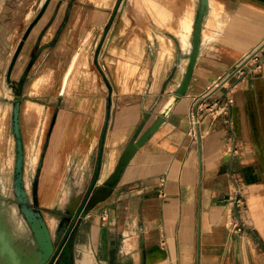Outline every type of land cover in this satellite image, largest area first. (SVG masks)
I'll return each mask as SVG.
<instances>
[{
	"label": "crops",
	"instance_id": "1",
	"mask_svg": "<svg viewBox=\"0 0 264 264\" xmlns=\"http://www.w3.org/2000/svg\"><path fill=\"white\" fill-rule=\"evenodd\" d=\"M112 1L50 0L12 68V81L25 74L20 124L35 203L50 226L99 162L97 183L109 178L145 113L140 134L174 96L187 64L199 0H157L160 26L129 13L145 7L131 0L119 32ZM40 6L0 0V79L8 86ZM257 46L264 57V0H210L186 93L83 218L77 264H264V70L247 55ZM229 87L234 102L225 111Z\"/></svg>",
	"mask_w": 264,
	"mask_h": 264
},
{
	"label": "water",
	"instance_id": "2",
	"mask_svg": "<svg viewBox=\"0 0 264 264\" xmlns=\"http://www.w3.org/2000/svg\"><path fill=\"white\" fill-rule=\"evenodd\" d=\"M49 2L50 0H41L38 14L28 26L17 46L6 73V79L9 83L13 82L11 78L12 68L28 32ZM209 7L210 0H199L193 35L187 48V64L184 68L182 80L176 86L175 94L168 102L167 106L157 116L154 122L140 134L146 120L151 114V112L145 113L144 120L125 146L109 178L102 184L97 183L100 174L99 162L97 172L91 184L86 190L79 192L75 198L69 202L65 210V215L53 219L54 222L52 226H50L46 220L42 209L35 203L34 189L31 194L26 184V154L20 124L22 87L25 74L21 76L16 86V93L14 95L11 110V130L15 136L16 142L12 181L14 196L8 193L5 181L0 177V264H52L61 248H63V256L65 259H72L75 255L78 229L83 218L92 208L114 190V186L119 180L122 171L126 164L129 163L138 147L141 146L150 134H152L166 119L165 115L170 111L176 99L180 95L186 93L192 80L194 66L201 51L202 27L209 13ZM81 49L82 46L79 48L76 56ZM29 171L31 182L34 184L37 176L34 174L33 165L29 167ZM13 200L16 202V205L13 203ZM14 217L17 218V222L22 228L21 231L14 230L17 223Z\"/></svg>",
	"mask_w": 264,
	"mask_h": 264
},
{
	"label": "rangeland",
	"instance_id": "3",
	"mask_svg": "<svg viewBox=\"0 0 264 264\" xmlns=\"http://www.w3.org/2000/svg\"><path fill=\"white\" fill-rule=\"evenodd\" d=\"M130 1L131 0L112 1L114 2L113 6L115 7L114 9L115 12L114 10L112 11L111 17H115L117 19L116 21L117 32L120 31L121 29L120 27L123 26L124 24V16L126 12L125 6L126 4L130 5ZM137 1L142 2L143 6L145 7L141 8L138 7L137 4H135L137 7L136 9L133 8L132 10L129 9L127 11L129 13L133 11L136 14V16H139L141 14L148 20L149 23L153 22L158 26H160V9L157 7L158 5L157 0H137ZM108 11L111 12V10H107V12ZM108 22L106 23V25L104 24L101 27L100 32L102 34H104L109 28ZM88 40L87 39L85 40V42L82 45V49L88 48V43H89ZM134 43L138 44L139 42H134ZM100 44H101V49L103 50L104 47L103 45L105 44L103 39L100 41ZM106 44H108V42ZM97 48H98V43H97ZM18 82L19 81H13L12 84L10 83V85L8 86L4 77L1 76L0 79V177H2V179L5 181L7 191L11 196H14L12 181L14 174L15 154H16L15 136L11 130V110H12V103L14 101V95L16 93V86ZM30 153H31L30 150H28L27 151L28 157L31 155ZM34 157L36 159L37 154H34ZM10 161L12 163H10ZM29 162H30V158H28L27 160L28 165L26 168V184L28 185L29 191L33 193V184L31 182L30 173H29L30 172L29 167L32 165H30ZM31 186L32 188H29ZM13 203L16 205V202L14 200Z\"/></svg>",
	"mask_w": 264,
	"mask_h": 264
},
{
	"label": "built area",
	"instance_id": "4",
	"mask_svg": "<svg viewBox=\"0 0 264 264\" xmlns=\"http://www.w3.org/2000/svg\"><path fill=\"white\" fill-rule=\"evenodd\" d=\"M262 48V46H257L254 49H252L247 55L250 57H256V65L261 69L264 70V57L263 56H259V50ZM247 57V56H246ZM233 87H229V91H228V96H227V101L224 105V110H228V106L234 102V96L232 95L233 92ZM197 124H199V117L197 115L196 112H192V120H191V126L189 129V132L193 135V136H198V130H197ZM236 153V147L232 148L231 151L229 152V154H235ZM237 194H240V188L237 187L235 193H234V197L236 199H239V196H237ZM230 197H233L230 196ZM234 198V199H235ZM235 199V200H236ZM238 202V201H237ZM234 226L236 227L237 230H241L242 226L241 224L237 221L234 222Z\"/></svg>",
	"mask_w": 264,
	"mask_h": 264
},
{
	"label": "flooded vegetation",
	"instance_id": "5",
	"mask_svg": "<svg viewBox=\"0 0 264 264\" xmlns=\"http://www.w3.org/2000/svg\"><path fill=\"white\" fill-rule=\"evenodd\" d=\"M52 264H77L75 255L72 257L71 260H66L63 256V248L58 252L56 258L54 259Z\"/></svg>",
	"mask_w": 264,
	"mask_h": 264
},
{
	"label": "bare ground",
	"instance_id": "6",
	"mask_svg": "<svg viewBox=\"0 0 264 264\" xmlns=\"http://www.w3.org/2000/svg\"><path fill=\"white\" fill-rule=\"evenodd\" d=\"M169 15H170V14H169ZM169 15H168V16H169ZM170 19H171V18H170ZM189 43H190V42H189ZM184 46H185V47H186V49H187V48H188V46H189V44H188L187 46H186V44H184ZM24 60H25V59H24ZM53 222H54V221H53V218H50V223H51L52 225H53Z\"/></svg>",
	"mask_w": 264,
	"mask_h": 264
}]
</instances>
